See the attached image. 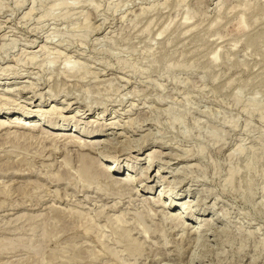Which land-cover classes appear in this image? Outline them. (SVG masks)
Masks as SVG:
<instances>
[{
	"label": "rangeland",
	"instance_id": "rangeland-1",
	"mask_svg": "<svg viewBox=\"0 0 264 264\" xmlns=\"http://www.w3.org/2000/svg\"><path fill=\"white\" fill-rule=\"evenodd\" d=\"M193 256L264 264V0H0V264Z\"/></svg>",
	"mask_w": 264,
	"mask_h": 264
},
{
	"label": "bare ground",
	"instance_id": "bare-ground-1",
	"mask_svg": "<svg viewBox=\"0 0 264 264\" xmlns=\"http://www.w3.org/2000/svg\"><path fill=\"white\" fill-rule=\"evenodd\" d=\"M32 1H34V0H32ZM8 104V103H7ZM1 108H3V107H1ZM54 108V107H53ZM53 110V109H52ZM55 110V109H54ZM56 111V110H55ZM36 112H41V111H39V110H36ZM27 114V113H26ZM31 115L30 114H27L26 115V118L28 117H30ZM21 121V120H20ZM39 126V125H38ZM58 131V130H57ZM59 132H65V131H59ZM61 134V133H60ZM65 135V134H64ZM66 136V135H65ZM100 144V143H99ZM151 159V158H150ZM151 164H152V161H150L149 160V167L151 166ZM103 165V164H102ZM160 169V168H159ZM159 169H158V173L156 174V176H158L159 175ZM105 174H107V176L109 177V178H111V180L113 179L112 178V173L110 174V172L111 171H114V172H119V169H117L116 167L114 168L113 167V165H111V166H109V167H107L105 170ZM106 176V175H105ZM149 178H147V180H148ZM114 181V180H113ZM112 181V182H113ZM116 182V181H115ZM122 182H127V181H122ZM123 184V183H122ZM161 194V193H160ZM170 200H172V202L173 203H168V202H166L164 205L165 206H168L167 208L168 209H173V208H175V205H176V202H175V200L174 199H171V197H170ZM166 201H167V199H166ZM186 210V207H185V205H183L182 206V208H180V211H178V213H176V214H174V215H171V219L173 220L174 219V221L175 220H178L180 223H182L183 225L184 224H186L185 223V221H184V219L186 218V216L184 215V211ZM186 226V225H185ZM188 227V226H187ZM195 233H198L197 231L195 232ZM193 260H194V256L192 257V259H190V260H188L187 262H186V264H192V262H193Z\"/></svg>",
	"mask_w": 264,
	"mask_h": 264
}]
</instances>
